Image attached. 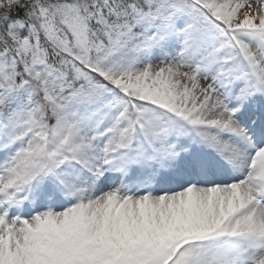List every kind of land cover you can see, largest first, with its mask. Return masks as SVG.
Listing matches in <instances>:
<instances>
[{
    "label": "snow or ice",
    "instance_id": "1",
    "mask_svg": "<svg viewBox=\"0 0 264 264\" xmlns=\"http://www.w3.org/2000/svg\"><path fill=\"white\" fill-rule=\"evenodd\" d=\"M0 264H264V0H0Z\"/></svg>",
    "mask_w": 264,
    "mask_h": 264
}]
</instances>
